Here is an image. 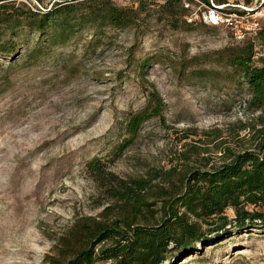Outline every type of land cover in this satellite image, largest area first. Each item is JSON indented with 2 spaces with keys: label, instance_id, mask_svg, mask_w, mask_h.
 Masks as SVG:
<instances>
[{
  "label": "rangeland",
  "instance_id": "obj_1",
  "mask_svg": "<svg viewBox=\"0 0 264 264\" xmlns=\"http://www.w3.org/2000/svg\"><path fill=\"white\" fill-rule=\"evenodd\" d=\"M3 1L47 10L54 0ZM111 1L132 9L130 26L78 24L64 45L51 44L49 30L1 39L15 48L0 54V264H52L69 250L65 241L82 239L75 224L114 220L119 200L103 174L86 168L92 157L119 178L149 181L143 199L154 204L126 217L144 224L161 214V189L176 192L178 177L191 167L220 165L221 142L233 152L251 145L239 129L251 121L249 92L239 72L225 64V48L242 41L224 27L187 20L204 8L196 0H172L167 8L165 0ZM208 2L227 9L246 5ZM255 46L253 61L260 64L264 44ZM143 59L147 64L140 67ZM152 90L163 102L162 120L144 121L109 162L108 153L125 137L124 120ZM225 213L234 217L232 208ZM110 243L102 240L94 250ZM163 264H264V227L228 225L219 237L209 235Z\"/></svg>",
  "mask_w": 264,
  "mask_h": 264
},
{
  "label": "trees",
  "instance_id": "obj_2",
  "mask_svg": "<svg viewBox=\"0 0 264 264\" xmlns=\"http://www.w3.org/2000/svg\"><path fill=\"white\" fill-rule=\"evenodd\" d=\"M171 1L165 0L161 4L167 8ZM197 1L209 3L208 0ZM6 2L2 0L0 3V54L10 53L15 48L14 43L4 45L6 41L2 43L1 39L5 36L16 38L24 31L41 34L49 30L50 43L64 45L78 24L91 29L105 26L124 29L133 23L132 9L116 6L111 0H54L47 10L45 7L41 10L22 7V3L14 7ZM217 2L222 3V0ZM185 10L186 7L182 8V12ZM77 12L78 16L73 17L72 14ZM258 42L264 44V29L253 40L247 39L225 48V64L239 72L249 92L245 108L252 115L251 121L240 122L239 129L249 135L251 145L244 148L240 145L241 149L233 152L228 142H221L225 146L220 165L204 170L191 167L178 177L180 184L173 189L176 192L161 189L158 195L161 214L158 219L149 215L144 224H135L126 217L143 215L154 204L143 199L150 187L149 181L119 178L105 171L103 159L92 157L86 168L98 175L103 174L113 184L111 196L119 200L117 217L115 214L110 223L101 220L75 224V235L82 239L65 241L62 246L69 250L52 264H163L175 252H187L196 242L207 240L209 235L219 237L228 225L243 229L255 225L264 227V58L260 59V64L253 61ZM146 64L143 59L139 66ZM146 96L144 106L124 120L125 137L108 153L109 162L128 147L144 121L150 118L162 120L161 98L154 90L148 91ZM172 172L173 169L168 170V176ZM227 208H232L233 218L225 213ZM102 240L111 243L94 250ZM170 244L171 249L168 248Z\"/></svg>",
  "mask_w": 264,
  "mask_h": 264
},
{
  "label": "built area",
  "instance_id": "obj_3",
  "mask_svg": "<svg viewBox=\"0 0 264 264\" xmlns=\"http://www.w3.org/2000/svg\"><path fill=\"white\" fill-rule=\"evenodd\" d=\"M245 1L246 5H232L236 8L227 9L224 8L227 6H224L226 4L223 3H220L223 5L214 4L213 2L207 4L196 0L204 8L199 15L189 13L187 20H197L199 23L208 26L224 27L231 32L232 37L238 42L247 39L253 40L264 29V0Z\"/></svg>",
  "mask_w": 264,
  "mask_h": 264
}]
</instances>
